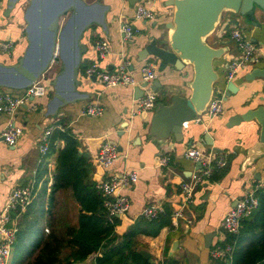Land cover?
I'll return each instance as SVG.
<instances>
[{
  "label": "crops",
  "instance_id": "obj_1",
  "mask_svg": "<svg viewBox=\"0 0 264 264\" xmlns=\"http://www.w3.org/2000/svg\"><path fill=\"white\" fill-rule=\"evenodd\" d=\"M0 1L2 2L0 42H12L10 51L0 47V61L12 64L24 54L28 46L25 10L29 0H21L9 16L5 15L8 0ZM91 1L93 0H89ZM169 1L140 0L137 2L146 4L156 13L154 19L141 20L133 19L137 3L133 5L128 0H102L104 5L111 6V10L107 13L109 32L106 33L102 27L94 25L84 35L83 41L87 45V52L83 57L80 69L81 84L78 86V89L84 93V99L65 106L62 115L56 117L48 115V100L53 92L50 81L59 71L60 66L54 61L48 71L51 72L45 75L49 81L47 95L35 98L17 109L14 120L24 129L23 136L14 146L0 141V226L4 223L5 207L14 189L25 187L35 181V199L40 188L47 181L48 195L51 193L57 173L58 152L59 149L64 148L65 141L57 142L55 152L43 154L41 138L50 127H53V131L68 129L79 140V151L92 162L90 173L92 179L98 181L111 172L118 175L130 171L138 173L136 184L121 190V193L130 198L131 207L126 214L132 222L125 225L123 219H120L116 226L118 234H123L142 214L145 207L156 205L163 207L164 211L169 210L171 216H168L166 224L158 235H138L139 251L149 252L156 264H165V261L170 258L175 264H217V259L223 258L215 257L213 250L221 244L229 243L227 239L231 234L222 229L224 216L258 181L264 180V156L242 172V163L247 149L259 140L260 124L252 120L234 127L227 126L232 115L264 105V79L247 80V75L254 65L264 66V57L257 64L251 63L244 67L236 75L234 81L240 86V91L231 93L225 98L223 114L210 119L206 112L203 113L199 119L190 122L184 128L180 141H177L174 135L165 141H158L150 134V125L157 104L150 111H140L139 99L135 98L137 86L119 85L107 88L95 77H87L85 71L83 72V68L85 69L94 61L101 67L113 70L122 60L127 59L131 62L130 69L135 77L141 79L143 66L153 63L157 67L158 77L150 85L154 88L163 85L170 89L168 97L164 96V88L155 90L159 96L158 102L170 103L171 96L176 94L190 97L192 93L190 83L194 77L191 65L182 70L167 69L161 72L159 62L155 58L148 56L146 59H141L140 56L151 39H156L160 44L168 40L171 33L168 23L172 21L175 12V7L169 5ZM101 12L100 5H93L84 7L80 16L91 13L99 15ZM255 16L260 26L253 25L247 17L241 15L229 14L227 17L239 19L245 32L260 44V49L264 52V10L257 7ZM126 21H132L139 31L133 39H125L121 30ZM103 37L110 43V53L100 58L94 47V41ZM208 42L214 47L226 46L222 57L214 59V68L220 75L215 88L224 91L226 95V71L229 60L237 53L236 44L229 38H219L217 32L208 38ZM8 91L13 94L22 92V90L0 88V96ZM88 104H98L103 108V113L98 116L84 114L83 109ZM9 118V115L0 112V132L6 127ZM124 122L128 125L122 127ZM207 132L214 140V146L221 151L205 142L204 135ZM106 141L116 144L119 149L118 159L108 170L103 169L97 161L98 151ZM189 146H199L208 153L212 152L218 157H225L229 162V171L220 180L208 178L200 183L195 189L193 203L183 207L184 217H175L174 213L182 207L183 203L181 185L190 179L199 166L184 157L183 151ZM164 155L171 157L168 165H160ZM38 176L41 177L39 182H37ZM55 194L59 201L64 199L62 198L64 196L74 204L71 219H68L67 214L64 216L62 213L63 220L58 226L59 229H64L68 223L76 219L79 204L75 202L71 189L59 190ZM58 207H62L61 212L65 210L64 204L58 203ZM24 212L18 215L15 210L8 211L7 214L11 217L9 225L16 224L19 230H24L26 226L30 228L29 224L25 225L26 222L22 220ZM47 220L46 217L44 220L46 234L51 231ZM47 228L49 232L46 231ZM117 241L114 242L117 243ZM175 242L178 244L173 250ZM62 251L61 254L65 255L69 248L64 246ZM38 252L39 250H36L28 257H22L17 261L18 264L33 261ZM96 255H90L85 262L78 264H96ZM13 258L12 253L10 264L14 262ZM145 259L149 263V260Z\"/></svg>",
  "mask_w": 264,
  "mask_h": 264
},
{
  "label": "water",
  "instance_id": "obj_2",
  "mask_svg": "<svg viewBox=\"0 0 264 264\" xmlns=\"http://www.w3.org/2000/svg\"><path fill=\"white\" fill-rule=\"evenodd\" d=\"M139 1L128 0L133 5ZM20 2L8 0L5 15L9 16ZM93 5L102 7L99 15L91 13L80 16L84 7ZM169 5L175 7V12L168 23L171 29L168 40L160 44L156 39H151L140 53L141 59L152 56L159 62L161 72L167 69L182 70L191 65L194 77L190 83V97L176 94L171 96L170 103L157 102L150 134L158 141H165L171 135L180 141L184 128L206 112L216 91L215 84L220 79L214 68V59L221 58L226 51V46H212L208 38L216 31L224 13L247 17L253 25L260 26L255 16L256 8L264 10V0H170ZM110 10L111 6L104 5L102 0H29L25 10L28 46L15 63L0 61V88L26 89L45 76L52 63L59 58V71L50 81L53 92L48 100V115H62L65 106L84 99V93L78 89L81 84L80 69L87 52L84 35L94 25H99L108 33L107 13ZM232 21L241 23L237 18ZM256 78L264 79V66L254 65L247 75L249 81ZM148 85L143 83L135 88L136 99L144 95V88ZM150 87L153 90L164 88L166 97L170 94L167 86ZM226 89L225 98L240 91V86L232 80L227 82ZM252 120L260 124V137L247 149L242 172L264 156V105L234 114L227 122L228 127H234ZM127 125L124 122L122 127ZM204 138L208 145L214 146L209 132L205 133ZM214 148L221 151L218 147ZM117 218L123 219L125 225L132 222L127 214H120ZM177 244L174 243L173 250ZM141 254L151 264H156L149 252L141 250Z\"/></svg>",
  "mask_w": 264,
  "mask_h": 264
},
{
  "label": "built area",
  "instance_id": "obj_3",
  "mask_svg": "<svg viewBox=\"0 0 264 264\" xmlns=\"http://www.w3.org/2000/svg\"><path fill=\"white\" fill-rule=\"evenodd\" d=\"M2 10V2L0 1V12ZM155 11L146 4L137 3L133 19L151 20L155 18ZM125 39H133L138 34V29L133 25L132 21H126L121 27ZM219 38H229L236 44L237 53L228 63L226 71V80L232 81L241 69L257 63L264 57V52L260 49V44L252 39L242 28L240 23H234L231 18H224L217 26L216 31ZM0 47L5 51L12 49V42L2 41ZM94 47L100 58H104L110 53V43L107 38H97L94 41ZM131 62L127 59L122 60L120 64L113 70L101 67L96 61L90 63L83 68L87 77H95L103 86L115 87L138 86L143 83L149 85L145 87L144 95L138 100V109L147 112L155 108L158 102V94L150 87V83L158 77L157 67L153 63H147L142 68L141 79H137L130 69ZM51 86V85H50ZM49 91V81L45 76L40 78L33 85L22 90V92L13 94L11 92L2 93L0 96V112L9 115V121L6 127L0 132V141H5L8 145H17L18 141L24 134V129L17 125L14 120V114L17 109L29 103L35 98L44 97ZM225 109V92L216 90L212 100L206 110L210 119L223 114ZM83 113L89 116H98L103 113V108L98 104H88ZM53 132V127L46 130L41 138V151L46 154L49 150V139ZM185 158L197 163L199 166L193 172L189 180L181 185L183 194L182 207L174 213L175 217H184L183 207L194 201V193L196 187L210 178L215 169H222L229 165L225 157H218L214 153H208L199 146H189L183 151ZM119 157L118 146L110 141H106L100 147L97 155L99 165L108 170ZM171 160L169 155H164L160 160V165H168ZM138 181V173L130 171L118 175L111 172L105 175L97 182V187L105 197V207L108 210V216L111 220L120 214H126L131 207L130 198L121 193V190L131 187ZM264 188V180L258 181L246 195L237 201L233 207L223 218L222 229L224 232L237 235L242 227V221L254 214L259 207L258 191ZM36 195L35 181L25 187H19L12 191L9 201L5 207L6 214L3 216L4 223L0 226L1 242H0V264H10L11 256L17 239L19 227L16 224L9 225L11 217L7 214L10 210H15L18 215L24 212L32 203ZM163 207L151 205L145 207L142 211L143 216L147 218H155L161 212ZM190 220V219H189ZM49 232V228L46 229ZM234 250V244L217 246L213 250V255L217 258L225 257Z\"/></svg>",
  "mask_w": 264,
  "mask_h": 264
},
{
  "label": "trees",
  "instance_id": "obj_4",
  "mask_svg": "<svg viewBox=\"0 0 264 264\" xmlns=\"http://www.w3.org/2000/svg\"><path fill=\"white\" fill-rule=\"evenodd\" d=\"M61 140L65 141V146L58 152L51 193L48 195L47 181L44 182L38 196L23 213L22 220L30 228L26 226L18 231L12 264H18V260L36 250L39 252L35 259L24 264H78L93 254H97L96 264H149L138 250V235H158L171 212L166 209L155 218L140 215L123 234H118L116 226L120 218H109L105 197L97 187L98 181L90 177L92 162L79 151L80 142L72 131L55 129L49 139L48 153L55 152L57 142ZM228 171L229 165L215 169L210 179L220 180ZM37 179L39 182L41 177ZM63 189H71L79 206L76 219L59 229L63 216L55 193ZM258 196L257 210L242 221L237 235H230L227 239L236 245L232 254L217 259V264H264V188L258 191ZM46 217L51 226L48 234L44 228ZM64 246L69 251L62 255ZM165 264L175 263L170 258Z\"/></svg>",
  "mask_w": 264,
  "mask_h": 264
},
{
  "label": "rangeland",
  "instance_id": "obj_5",
  "mask_svg": "<svg viewBox=\"0 0 264 264\" xmlns=\"http://www.w3.org/2000/svg\"><path fill=\"white\" fill-rule=\"evenodd\" d=\"M229 15V13H224V17H223V19L224 18H227V16ZM54 63H57V64H60V59L59 58H57L56 60H55V62ZM51 72V71H50ZM50 72H47V73H50ZM46 75V74H45ZM46 77V76H45ZM62 198H64V199H61V201H59L58 203H60V205L61 204H64V209L65 210H63V215L64 216H67L68 217V219H71L72 218V214H73V212H74V209H72V208H74V204L69 200V198L68 197H64V196H62ZM67 205H70V206H68L67 207ZM69 207H70V209H69ZM61 209H62V207H61ZM67 214V215H66ZM70 215V216H69Z\"/></svg>",
  "mask_w": 264,
  "mask_h": 264
}]
</instances>
